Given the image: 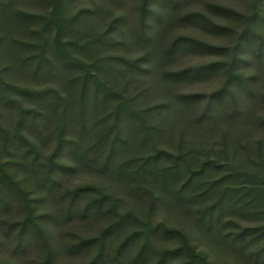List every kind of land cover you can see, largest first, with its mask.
Instances as JSON below:
<instances>
[{
    "label": "rangeland",
    "instance_id": "obj_1",
    "mask_svg": "<svg viewBox=\"0 0 264 264\" xmlns=\"http://www.w3.org/2000/svg\"><path fill=\"white\" fill-rule=\"evenodd\" d=\"M140 4L141 0H9L0 5V79L13 84L0 89V158L36 198L35 212L57 217L41 221L53 250L49 264H87L95 246L70 251L71 244L97 235L120 215L127 220L106 241L100 264H113V247L126 232L141 230L143 223L182 230L212 264H264L251 256L264 247L263 231L261 235L248 232L239 251L224 242L225 236L236 231L264 226V125L258 120L264 116V53L257 55L253 50L256 35L264 39V0H176L172 4L151 0L149 7L158 15L146 14L143 25ZM215 4L245 15L254 13V17L247 27L241 19L220 13ZM53 6L63 19L61 39L73 41L65 51L75 63L56 53V24L46 32L47 41L41 48L34 32L38 21L18 20L13 14L15 9L48 14ZM189 11L200 12L227 29L184 18ZM245 28L249 33L239 52L246 61L238 62L237 67L256 75L252 79L255 95L251 99L235 86L239 112H231V98L225 94L206 120H198L204 100L184 105L174 101V94L212 91L222 83L223 70L214 68L206 75L173 80L166 79L163 71L226 56L189 47L167 52L169 43L184 35L231 45ZM15 38L27 44H16ZM95 78L110 92L96 88ZM9 97L27 109L20 131L37 149L36 156L26 141L14 135L19 111ZM121 97L128 100L132 112L118 118L115 132L114 107ZM108 129L111 135L118 132L119 138L104 170L101 161L106 146L96 151L95 146L89 147ZM59 138L62 147L55 158L70 169L57 167L54 176L59 189L47 193L41 180ZM153 149L171 153L151 165L155 172L161 166L175 165L167 184L150 173H131L132 163L119 169L121 162ZM190 171L195 173L190 175ZM87 184L116 198L114 212H107L105 202L101 213L82 215L79 209L90 197L85 195L76 203L71 219L63 221L66 199L61 191ZM0 197L7 203L0 209V264H36L46 253L42 238L29 230L26 248L14 250L15 222L24 210L19 197L1 181ZM138 242L136 238L125 251L123 264H152L161 250L181 244L174 235L156 234L148 252L140 256L136 254ZM185 259L181 251L169 263Z\"/></svg>",
    "mask_w": 264,
    "mask_h": 264
},
{
    "label": "trees",
    "instance_id": "obj_2",
    "mask_svg": "<svg viewBox=\"0 0 264 264\" xmlns=\"http://www.w3.org/2000/svg\"><path fill=\"white\" fill-rule=\"evenodd\" d=\"M161 2H165L167 4L175 3L176 0H159ZM9 0H0L1 4H7ZM60 2V0H58ZM149 2L151 0H141L140 4V18H141V24H145L144 18L146 14L151 13L152 16H157V10L149 7ZM215 8L218 9V11L224 15H226L229 18L234 19H241L244 23H246L247 27H249V24L254 17V13H251L250 15H245L239 11L233 10L229 7L215 4ZM14 17L18 20L23 21H31V20H37L38 21V27L35 28L34 32L39 37L40 41L38 46L41 48H44V45L46 44L47 38H46V32L50 29V27L54 24H56L57 31L54 36V42L56 47V53L64 60H67V62L75 63L74 57L69 56V54L66 53L65 49L68 43H73V41L70 40H63L61 39L62 34V25H63V19L61 17H58L57 14V6H53L48 14L43 13H36V12H29L25 10L15 9L13 10ZM184 18L190 19V20H203L206 23H209L213 28L224 30L227 29V26L211 21L207 17H205L202 13L197 11H189L184 14ZM249 31L243 29L237 36L235 41L231 45H215L208 42H205L201 39L194 38V37H188L184 35H178L174 37L171 42L168 45L167 52L177 50L179 48L183 47H189L193 49H208L213 52H217L218 54L224 53L226 57L213 59L204 63H200L197 65L192 66H186L178 69H171V70H164L163 76L166 79H183L187 77H197L201 75L209 74L213 71L214 68H221L224 72V79L222 83L214 90L209 92H186V93H175L174 94V101L179 104L188 105L193 102H196L200 98H202L205 102L204 108L201 111V113L198 115V120H206L210 113H212V110L215 108L216 104L220 101V99L223 98L225 94H228L231 98V112H239L240 108L237 105L236 95H235V86L240 87L242 91L249 94L250 98L252 99L255 95L252 79L256 77L254 73L246 74L243 71H241L237 64L238 62L246 61V57L242 56L239 52L240 48L242 47L243 41L247 38ZM257 41L254 45L253 50L257 55H261L264 53V48L262 47L264 43V39L261 35H256ZM1 40V38H0ZM18 45H26L27 42L18 38H15L12 40ZM42 53V52H41ZM122 60L128 64H135V61H132L131 59L121 57ZM77 64V63H76ZM94 84L96 88H101L104 91L110 92L105 87H103V84L99 79L95 78ZM3 83L0 79V89L4 90L5 88H12L13 84ZM21 88V87H18ZM23 90H26L23 88ZM35 92H44V91H35ZM7 97V96H6ZM8 98V97H7ZM9 99L14 102L18 106L19 111V118L16 123L14 135L17 136L20 141H26L28 143L29 150L33 152V155H37V149L31 143L30 141H27L21 134L20 131V124L23 117V112L27 110L24 108L18 99L15 97H9ZM127 99L124 97L119 98V100L116 102L114 107V113H115V122L112 127L115 128V132L118 130L117 126V120L119 117L124 115V112H128L127 108ZM132 111H129V113ZM259 123L264 125V116H260L258 118ZM113 129V128H112ZM0 130L1 129L0 127ZM60 136V135H59ZM119 138V133H114L111 135V129H108L106 131H103L93 143L89 147L90 149L94 147V150L96 151L99 149L100 146H106V151L104 152V157L101 161V167L102 169H107L111 162V158L116 151L117 148V139ZM57 145L55 149L53 150V153L51 157L48 159V162L46 163V170L45 175L43 176L44 180H41V183L46 186L47 193H52L54 191H58L59 189V183L57 179L54 176V171L57 169V167H60V169H70L69 165H65L63 163H60L55 157L58 154L59 150L62 147V139L59 138ZM78 143V142H76ZM88 150L85 149L82 151V155L86 153ZM94 151V152H95ZM93 152L92 155H95ZM171 153L167 152L164 149H153L150 152H147L146 154L140 155L135 158L127 159L120 163L119 169H124V166L129 165L130 163L134 164L132 166V172L133 174L139 175V174H147L150 173L151 175H154L161 179V183L167 184V180L169 176L174 172L175 165H165L161 166L160 169H157L156 172L151 170V165H154V162H156L158 159L170 156ZM180 155H174L175 159H178ZM200 171V170H199ZM195 172L190 171V175L194 174ZM151 177V176H150ZM192 177V176H191ZM190 180V178H189ZM0 181L5 183L6 186H8L20 199L22 208L24 210V215L22 218L17 220L15 224L17 225V233H16V241L15 245L13 246L14 250L17 251H23V249L26 248V245L29 243V239L27 236V231L33 230L35 233L40 236L43 240L44 246H45V256L37 261L36 264H49L51 261V258L53 256V250L51 248V244L49 242V237L47 236L46 230L43 228L41 221H43L45 218L49 219H56V216H53L50 212H39L36 213L33 205V201L36 199L34 196H31L28 192V190L23 186L21 181L15 176L11 170H9V167H7L6 161L0 158ZM85 195H90L89 198H87L82 207L79 209V212L82 213V215L89 214L92 211L95 213H101L99 210L101 205L105 202L108 203V213L114 212L115 207L117 206V200L112 195L104 192L100 187L95 185H77L72 188L63 189L61 191V197H64L66 199V206L64 207V212L62 215L63 221H66L68 219H71L74 213H76V203L84 197ZM6 201L0 197V209L6 208ZM209 210V209H208ZM210 211V210H209ZM209 217L211 218V212H209ZM43 219V220H42ZM125 216H118L116 220H113L108 225L104 226L97 235L95 236H89V237H82L78 240L77 243L71 244L70 251H74L77 247L82 246H95V253L92 256V258L88 261L87 264H100L101 259L104 256V250L106 241L108 238H110L116 231H119L121 226L125 223ZM264 232V226L258 227V228H244L240 231H236L233 234H229L225 236L224 242L229 245L230 247L237 249V251L241 250L242 245L239 244L241 240L244 239L245 235H247L248 232H257L259 235L260 233ZM169 234L174 235L177 238H179V241L181 244L178 247H173L170 249H163L161 250L157 255V258L152 264H170L169 261L173 259V257L178 253L183 251L187 257L184 261H180L179 263L175 264H212L211 262H208L205 258V255L197 252L194 248V246L190 243V240L188 236L180 229L172 228L165 226L163 224L160 225H151L148 223H143L141 230H132L129 232H126L125 235L118 241V243L113 247L112 251V260L113 264H123V256L125 254V251L128 249V247L133 244L137 239H140V242H138L136 247V254L137 255H143L144 253L148 252V249L150 247V239L152 236L156 234ZM252 258L254 260H264V247L260 250H257L256 252L251 254Z\"/></svg>",
    "mask_w": 264,
    "mask_h": 264
}]
</instances>
